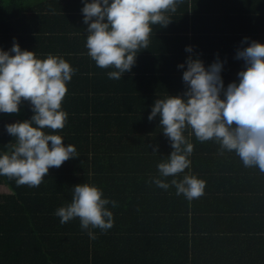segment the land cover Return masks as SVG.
<instances>
[{"label": "trees", "instance_id": "trees-1", "mask_svg": "<svg viewBox=\"0 0 264 264\" xmlns=\"http://www.w3.org/2000/svg\"><path fill=\"white\" fill-rule=\"evenodd\" d=\"M6 3L7 0H0V9ZM12 15L15 13L9 17L13 18ZM6 19L7 14L0 12V43L4 45L0 48L4 51L11 49L14 38L22 45L27 38L33 37V31L39 30V27L22 24L19 20H9L10 25L5 26ZM39 32L36 42L42 40ZM174 38L193 46L194 52L190 56H198L206 67L217 55L226 61L225 65L230 64L231 58L225 54L229 48L216 49L217 35L206 36L197 42L190 39L188 32H181ZM36 47L39 48L34 43L32 49ZM180 54L183 60L189 55L188 52ZM77 62L82 68L77 69L67 84L62 109L68 111L69 120L72 118L63 128L66 134L63 140L78 145V157L70 158L59 168H50L36 188L17 186L15 179L0 176V264H163L164 251L178 253L177 233L159 223L158 208L151 207L150 202L152 195L158 192L172 194L169 200L176 199V195L171 186L167 190L154 188L155 184H150L149 180L159 176L158 163L174 149L160 128V117L153 121L148 117L157 99L168 94L182 95L186 91L187 86L182 80L186 66L180 69L178 65H172L158 72L151 70L144 61L141 64L146 67H140L143 70L137 65L138 70L129 75L131 77L125 75L129 82L124 79L115 82L99 79L101 68L96 63L91 66L89 59ZM222 76L225 88L231 82L238 83V74L223 70ZM120 85L123 91L117 87ZM117 98L125 111L114 115L112 110L119 107L115 104ZM133 101L134 104L128 106L127 103ZM91 109L94 112L90 117ZM108 109L107 116L102 119L101 111ZM33 115L27 101L21 104L18 114L0 113V154L9 150V143H15L5 126L30 120ZM88 116L97 126L89 127ZM188 131L184 133L186 137ZM189 139L194 145L189 157L190 168L175 178L179 180L193 174L205 180L204 195L200 197L205 203L215 200L213 190L217 191V188L212 185L217 180L239 185L236 188L240 193H249L245 185L259 186L261 183H257V179L263 177L258 173L259 169L246 168L234 151H225L221 155L215 141L201 143L194 135ZM81 146L91 150L90 154ZM157 146L158 152H153ZM172 178L162 179L169 182ZM86 182L100 187L103 198L115 200L118 205L107 206L113 212L114 226L106 233L94 229L97 237L94 240L81 229L78 218L61 224L60 218L54 215L57 208L71 202L72 188ZM177 208L176 205L168 208L171 221ZM209 208L216 211V208Z\"/></svg>", "mask_w": 264, "mask_h": 264}, {"label": "clouds", "instance_id": "clouds-1", "mask_svg": "<svg viewBox=\"0 0 264 264\" xmlns=\"http://www.w3.org/2000/svg\"><path fill=\"white\" fill-rule=\"evenodd\" d=\"M82 2L87 54L97 67L115 69L107 75L119 80L135 66L141 49L149 48L153 26L168 27L184 0ZM249 39L244 38L241 44L247 46L235 56L244 61L238 83L231 82L226 88L222 76L226 61L218 55L207 67L198 56H189L178 65L180 69L186 66L182 77L186 91L157 99L148 117L149 121L160 117V128L174 149L158 163L159 176L151 178L150 184L164 190L174 186L176 195L189 201L204 195L205 180L193 174L175 178L190 168L194 145L189 137L193 135L201 143L215 141L221 155L234 151L246 168L256 167L264 173V43H249ZM185 51L193 53L194 47L186 46ZM76 71L61 55L48 53L41 59L35 52L22 50L15 38L10 50L0 48V113L18 114L25 101L34 112L30 120L5 126L15 143L0 154V176L15 179L17 186L36 188L50 168L78 157L74 145H65L61 135L54 134L65 127L68 114L62 102ZM153 152H158V146ZM168 177H173L170 183L162 179ZM103 197V190L94 184L76 185L71 202L57 208L54 215L61 224L78 218L81 229L94 240V229L106 233L114 226L113 212L107 206L117 207V202Z\"/></svg>", "mask_w": 264, "mask_h": 264}, {"label": "crops", "instance_id": "crops-1", "mask_svg": "<svg viewBox=\"0 0 264 264\" xmlns=\"http://www.w3.org/2000/svg\"><path fill=\"white\" fill-rule=\"evenodd\" d=\"M83 7L82 0H7L0 12L7 14L5 26L10 25L9 20H19L22 24L39 27L38 31H33V37L27 38L20 45L22 50L35 52L41 59L46 58L48 53L61 55L73 69H80L82 65L77 61L84 58L89 59L91 66L95 64L88 56L85 46L87 26L83 23ZM13 13L15 15L10 18ZM172 18V23L166 28L153 26L149 48L141 49L132 70L119 80L113 79L115 82L123 79L124 82L128 81L126 77L138 70L137 65L139 68L146 67L141 64L144 61L148 62L151 70L158 72L168 66L185 63L190 53L185 60L180 53L186 52L187 44L183 39L174 38L181 32H188L190 39L196 42L206 36L217 35L216 49L224 51L229 48L225 54H229L231 58L230 64H224L223 70L233 75L244 69V61L235 59L237 50L247 46L241 44L244 38H250L249 43L252 40L264 43V0H184ZM38 32L42 40L36 42ZM34 43L39 48L32 49ZM0 46L4 45L0 43ZM99 70L98 78L106 80L109 79L107 73L115 69ZM117 87L124 90L122 85ZM115 104L119 107L112 110L114 115L125 111L119 98ZM127 104L131 106L134 101ZM91 111L90 117L94 112ZM108 111L109 109L101 111L102 119L107 116ZM68 120L67 116L65 127L70 123ZM88 120L90 128L97 126L89 116ZM55 134L66 137L65 129H60ZM67 144L74 145L77 153L79 152L78 145L65 143ZM80 148L86 153L91 152L82 146ZM87 160L91 161V158ZM258 173L263 176L257 179V183L261 182L259 186L253 183L245 185L249 193H240L236 188L239 185L217 180L212 185L217 188V191L213 190L215 200L210 203H205L202 198L189 201L183 195L178 196L174 186L171 187L175 190L176 199L169 200L168 197H172L170 193L153 194L150 206L158 208L159 223L169 226L177 233V250L180 253L164 251L161 256L163 264H264V174ZM165 181L167 182L166 179ZM154 188L158 187L155 185ZM174 205L178 208L172 214L171 221L168 218L171 215L168 208ZM209 207L216 208V211L213 212ZM156 260L158 262V257Z\"/></svg>", "mask_w": 264, "mask_h": 264}]
</instances>
